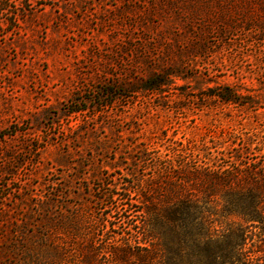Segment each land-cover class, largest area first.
Masks as SVG:
<instances>
[{"label":"rangeland","instance_id":"374dc122","mask_svg":"<svg viewBox=\"0 0 264 264\" xmlns=\"http://www.w3.org/2000/svg\"><path fill=\"white\" fill-rule=\"evenodd\" d=\"M165 1L16 0L0 13L2 264L8 242L42 234V226L50 230L71 212L83 221L92 212L107 219L96 233L108 242L127 238L128 229L107 213L129 203L141 208L135 183L148 172L132 161L140 149L165 154L243 125L264 128V43L240 31L219 40L199 22L163 14ZM15 13L25 21L1 23ZM201 44L204 60L185 54ZM181 61L183 78L162 95L130 91ZM217 87L239 89L260 104L222 105L208 97ZM109 191L121 195L112 210L98 202ZM38 202L46 206L42 216ZM125 215L135 232L141 216ZM56 232L58 242L67 241Z\"/></svg>","mask_w":264,"mask_h":264},{"label":"trees","instance_id":"16d2710c","mask_svg":"<svg viewBox=\"0 0 264 264\" xmlns=\"http://www.w3.org/2000/svg\"><path fill=\"white\" fill-rule=\"evenodd\" d=\"M15 1L0 0V13ZM162 13L178 19L182 16L192 24L199 22L204 33L216 34L222 41L240 31L258 36L259 43H264V0H166ZM24 21V14L15 13L1 23ZM194 47L185 54L204 60V44ZM184 65L181 61L155 71L136 81L130 91L160 96L165 88L173 87L174 78H183ZM259 82L264 87V82ZM208 91V97L222 105L242 109L260 104L239 89ZM106 93L112 95L111 90ZM79 112L83 111L72 110ZM243 128L228 129L221 139L188 140L170 146L165 154L135 146L141 156L132 161L148 172L139 175L135 183L141 208L134 211V204L129 203L116 208L115 215L107 213L128 229L127 238L108 242L107 236L96 233L107 219L92 212L83 221L71 212L55 218L50 230L42 226V234H24V238L8 242L5 263L264 264V128ZM114 197L121 195L109 191L98 202L112 210ZM39 202L41 209L36 212L42 216L46 206ZM128 211L141 216L135 232L124 225ZM58 230L66 242H58Z\"/></svg>","mask_w":264,"mask_h":264}]
</instances>
